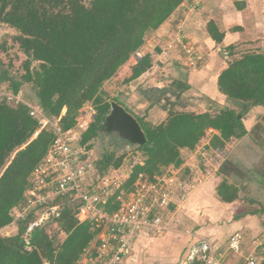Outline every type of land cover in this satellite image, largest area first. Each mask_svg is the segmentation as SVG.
<instances>
[{
  "label": "trees",
  "instance_id": "1",
  "mask_svg": "<svg viewBox=\"0 0 264 264\" xmlns=\"http://www.w3.org/2000/svg\"><path fill=\"white\" fill-rule=\"evenodd\" d=\"M183 1L0 0V22L18 32L16 41L26 56L23 74L18 78L3 77L10 83L3 92L19 94L25 83L30 84L42 114L50 120L56 119L62 129L74 124L84 104L93 102L94 119L80 141L85 149H91V141L106 129L110 110V102L103 101L100 95L103 84ZM207 31L215 41L222 40L223 33L213 22L208 24ZM235 49V45L226 47L230 60L218 76L217 87L228 98L241 102L240 110L229 107L213 113L169 110L167 118L155 125L143 116L136 117L146 138L137 147L144 161L132 165L128 183H133L139 174L155 180L170 166L180 167L183 163L180 150L194 149L208 128L217 132L210 140V147L218 150L247 134L242 117L252 106H264V53ZM150 67L151 58L145 54L122 82L138 78ZM172 85L179 92L189 88L177 81ZM29 112L24 103L14 104L5 96L0 98V229L12 222V212L31 187V172L48 153L55 138L52 128L40 129L38 119ZM122 162V156L106 152L97 168L101 173L110 167H120ZM239 192V186L226 180L217 187L221 201L241 199L247 205L260 207L245 210L234 218L264 213L259 202L247 196L240 198ZM76 212L77 205L66 204L55 219L58 232L66 233L65 239L55 247L53 240L44 235L46 226H41L32 231V248L26 250L22 235L32 215L18 221L15 235L0 234V264H76L97 233L88 222L78 223Z\"/></svg>",
  "mask_w": 264,
  "mask_h": 264
},
{
  "label": "crops",
  "instance_id": "2",
  "mask_svg": "<svg viewBox=\"0 0 264 264\" xmlns=\"http://www.w3.org/2000/svg\"><path fill=\"white\" fill-rule=\"evenodd\" d=\"M210 22L223 33L220 42L208 33ZM179 29L185 42L199 56L196 67L188 66L180 47L172 43ZM157 41L160 45H153ZM229 45H235V51L264 53V0H184L168 19L146 36L140 48L137 60L149 54L151 67L128 82L130 89L127 86L123 94L114 95L107 101L117 103L116 99L135 118L147 110L144 120L154 125L164 121L169 110L213 113L229 107L239 111L242 103L228 98L217 87L218 76L230 60L226 51ZM137 60L130 58L107 82L123 83ZM174 81L187 84L189 88L179 92L172 85ZM242 122L247 134L227 142L221 150L224 156L220 159L211 153L204 157L198 144L192 150H180L183 163L175 168L179 177H183L181 174L188 177L192 171L190 161L195 154L204 163L206 161L207 168L202 166L199 171L209 173L175 211L176 228L191 233L185 234L182 242L172 245L186 248L197 237L208 238L215 243L227 264H243L251 253L260 264H264V213L234 218L248 207L255 210L260 206L247 205L241 199L224 202L217 193L218 185L226 180L240 187V198L247 196L264 207V106H252L242 117ZM215 133L211 128L206 131L209 144ZM235 233L242 235L240 255L227 249L228 239ZM165 244L164 252L163 249L160 253L150 251L144 258L134 254L122 264H181L180 248H173L170 252V244Z\"/></svg>",
  "mask_w": 264,
  "mask_h": 264
},
{
  "label": "built area",
  "instance_id": "3",
  "mask_svg": "<svg viewBox=\"0 0 264 264\" xmlns=\"http://www.w3.org/2000/svg\"><path fill=\"white\" fill-rule=\"evenodd\" d=\"M172 43L180 47L187 65H196L199 56L185 42L181 29L174 34ZM4 96L14 104L28 105L29 113L38 119L40 129L51 127L55 134L50 150L31 172V187L25 191L17 214L15 210L17 216L13 215L12 222L15 223L25 221L32 215L22 235L26 250L32 248V231L48 220L57 219L63 207L72 204L77 205L80 222H88L97 231L76 264H122L132 255L134 233L141 230L163 233L168 226L161 221L162 211L169 209L170 205L179 207L183 204L209 173L206 170L190 172L188 177L181 178L176 169V172L168 169L153 181L145 177L137 180L130 189H125L119 180H110L96 169L88 157V150L80 143L82 134L94 119L93 102L82 107L71 127L62 129L45 117L41 110L26 103L20 93L0 92V98ZM207 137L206 134L199 140V151L211 153L220 159L224 153L211 148ZM105 207H109L108 212ZM11 223L0 229L4 237L12 236L4 232ZM227 249L230 253L240 255L242 235H231ZM181 264L227 263L213 241L197 237L184 249ZM243 264L260 263L251 253L245 257Z\"/></svg>",
  "mask_w": 264,
  "mask_h": 264
},
{
  "label": "rangeland",
  "instance_id": "4",
  "mask_svg": "<svg viewBox=\"0 0 264 264\" xmlns=\"http://www.w3.org/2000/svg\"><path fill=\"white\" fill-rule=\"evenodd\" d=\"M17 35H18V32L15 29L8 26L7 24L0 22V92L9 88V84H10L8 80H3V77L18 78L21 74L24 73L23 64L26 60V56L22 53V51L19 48V45L16 41ZM154 44L160 45L158 41L154 42L153 45ZM193 50L195 51L194 48ZM139 51L140 49L136 51L135 53H133L130 58L132 60H137V58L140 56V54H138L137 56V53H140ZM197 64L198 63H196V65ZM32 65H35V63H33ZM196 65L192 67H196ZM114 82L108 83L106 81V83H104L102 86V90H101L103 92L102 97L106 98L105 101H107L114 95L123 94L124 93L123 91L124 89H126L127 86L130 89V85H131L130 83L118 84L117 81H114ZM20 95L26 103L40 110V108L38 107L35 95H34V91L30 87V84L25 83L23 85V87L20 89ZM104 98H102V100H104ZM83 106H85V104ZM82 107L79 109V111L82 109ZM94 110H95V107H94ZM146 111H144L142 115L144 118L146 117V115L144 116ZM64 113H65V109L62 111V114ZM51 121L57 122L56 119L51 120ZM106 152H113L115 156L123 157V162L120 167L116 169L110 167L106 171L102 172V174H104L110 180L112 179L119 180L123 188L130 189L137 180L144 179L145 177H147L144 174H139L133 183L131 184L128 183L132 165L137 162L142 163L144 161V156L141 153V151L137 150L136 145L131 144L127 142L125 139H123L119 132L114 131V130H104V131H101L98 137L94 139L93 146L91 147V149H88V157L90 158V160L92 161L96 169H97L98 161L101 159L103 153H106ZM201 154L204 157H206L207 155V153H203V152H201ZM205 163H204V160L202 161L195 154V158L191 159L190 161V167L192 169L191 173L199 171V168H202V166L203 168L205 167L207 168V166H205L206 165ZM165 169L167 170L168 167H166ZM169 169L170 170L173 169V171L176 172L175 168L172 166H170ZM177 173H179V171H177ZM180 173H182V171ZM160 176L157 175V177H160ZM181 176L184 177L183 174H181ZM148 181H153V180H150L148 178ZM17 208L15 209L16 214L19 211L20 207L18 206ZM177 208L178 207H175V206L171 207L170 205L169 209L162 211L161 221L163 224H166L168 226V228L163 233H157V234L150 233V232L147 233L145 230H141V231L134 233L132 255L136 254V256L140 255L142 256V258H144V256L148 255L150 251L152 253H160L163 249V252H164V243H166L165 245L170 244V252L173 248H178L177 246H174L172 244L182 242L184 240L185 234L189 235L191 231L186 230V229L176 228L177 226H176V219H175L176 217L175 211L177 210ZM250 209L251 208L248 207L247 210H250ZM15 210L12 212V217L13 215H16ZM105 210L108 212L109 207H105ZM75 217L77 218L78 223H85V222H80L77 212L75 214ZM16 223L12 222L10 225V228L4 232H8L12 236L15 235V233H17L16 232L17 227L19 229L18 221ZM43 226H46L44 235L49 236L50 239L53 240L54 247L58 245V242L65 239L66 233L63 231L58 232L59 230L58 223L55 221V219L48 220ZM0 234L3 236L1 230H0ZM179 248L181 250L180 252V259H181L183 250L185 247L180 246ZM140 264H143V263H140Z\"/></svg>",
  "mask_w": 264,
  "mask_h": 264
},
{
  "label": "water",
  "instance_id": "5",
  "mask_svg": "<svg viewBox=\"0 0 264 264\" xmlns=\"http://www.w3.org/2000/svg\"><path fill=\"white\" fill-rule=\"evenodd\" d=\"M105 125V130L119 132L123 139L136 145V147L144 144L146 141L144 131L136 118L118 103L110 102V110Z\"/></svg>",
  "mask_w": 264,
  "mask_h": 264
}]
</instances>
